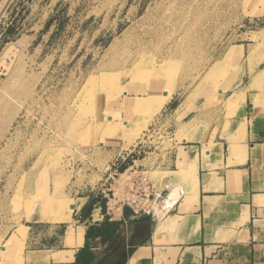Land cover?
I'll list each match as a JSON object with an SVG mask.
<instances>
[{
	"label": "rangeland",
	"instance_id": "rangeland-1",
	"mask_svg": "<svg viewBox=\"0 0 264 264\" xmlns=\"http://www.w3.org/2000/svg\"><path fill=\"white\" fill-rule=\"evenodd\" d=\"M250 31L264 40V0H12L0 19V231L64 223L45 219L57 204L119 194L131 160L181 142L178 105L203 115L232 101L233 45Z\"/></svg>",
	"mask_w": 264,
	"mask_h": 264
},
{
	"label": "crops",
	"instance_id": "crops-1",
	"mask_svg": "<svg viewBox=\"0 0 264 264\" xmlns=\"http://www.w3.org/2000/svg\"><path fill=\"white\" fill-rule=\"evenodd\" d=\"M257 33L233 45L242 56L239 80L224 92L233 102L203 115L196 102L178 105L181 142L132 164L150 184L144 212L123 207L112 216L106 201H95L82 218L80 204L72 220L84 226L81 244H65L66 223L0 231V264H94L120 232L147 218L150 234L126 264H264V40L254 41Z\"/></svg>",
	"mask_w": 264,
	"mask_h": 264
},
{
	"label": "built area",
	"instance_id": "built-area-1",
	"mask_svg": "<svg viewBox=\"0 0 264 264\" xmlns=\"http://www.w3.org/2000/svg\"><path fill=\"white\" fill-rule=\"evenodd\" d=\"M129 158V157H128ZM125 160L118 161L119 165ZM134 163L133 160L130 161ZM116 164H113L115 167ZM129 171V175L126 176V181L120 190L119 194H115L113 191L111 195L107 197L106 208L108 212L114 216L123 207L130 208L135 215H138L147 208L150 198L151 189L150 184L145 174L137 171L136 168L129 166L123 172Z\"/></svg>",
	"mask_w": 264,
	"mask_h": 264
},
{
	"label": "water",
	"instance_id": "water-1",
	"mask_svg": "<svg viewBox=\"0 0 264 264\" xmlns=\"http://www.w3.org/2000/svg\"><path fill=\"white\" fill-rule=\"evenodd\" d=\"M12 0H7L0 9V19L7 10ZM151 230V223L149 218L145 223L137 224L132 229H127L118 234V245L112 248L108 253L104 254L101 259L94 264H126L129 255L134 249L140 246L149 236ZM129 236L127 237V235ZM119 235L121 237H119ZM125 237V238H124Z\"/></svg>",
	"mask_w": 264,
	"mask_h": 264
},
{
	"label": "bare ground",
	"instance_id": "bare-ground-1",
	"mask_svg": "<svg viewBox=\"0 0 264 264\" xmlns=\"http://www.w3.org/2000/svg\"><path fill=\"white\" fill-rule=\"evenodd\" d=\"M7 0H4L3 2V5L5 4ZM2 5V7H3ZM140 39V38H139ZM142 39V38H141ZM135 41V40H134ZM139 41H142V40H139ZM138 41V42H139ZM146 41V40H145ZM144 42V40H143ZM147 42V41H146ZM145 42V43H146ZM132 43H135V42H132ZM141 44V43H140ZM134 45V44H133ZM139 45V44H138ZM142 45V44H141ZM135 46V45H134ZM140 46V45H139ZM138 47V46H137ZM236 50L232 49V51L230 52V56H233L234 54H236ZM129 59V58H128ZM100 74V73H99ZM102 75V74H100ZM99 75V76H100ZM98 76V75H97ZM98 76V77H99ZM103 76V75H102ZM100 79V78H99ZM88 81V84H91L93 82V79L92 77L90 79L87 80ZM96 82V81H95ZM158 108V107H157ZM142 125V124H141ZM140 125V126H141ZM27 195V194H26ZM30 196V195H29ZM19 199V198H18ZM32 200V199H31ZM27 201V200H26ZM52 202V201H51ZM26 203V202H25ZM50 204V203H49ZM26 205H28L26 203ZM30 205V204H29ZM53 205V204H52ZM60 204H57V209L55 211L54 214H50L51 216H46L45 219L46 220H50V219H54L56 221H60V222H64V223H70V215L72 213V211L76 208H80V205L75 207L74 204H67V205H64L62 207V205ZM53 207V206H52ZM49 208V207H48ZM48 213V212H47ZM58 213V214H57ZM27 218L31 219V220H40L41 217H38V219H33L31 218L30 216H28ZM94 218L95 219H98L99 218V214L96 212L94 214ZM83 234H84V226L83 225H79L77 227H75L74 225L72 224H69L67 225V229H66V232H65V241L67 243H73V242H76L77 244H81V241H82V237H83Z\"/></svg>",
	"mask_w": 264,
	"mask_h": 264
},
{
	"label": "trees",
	"instance_id": "trees-1",
	"mask_svg": "<svg viewBox=\"0 0 264 264\" xmlns=\"http://www.w3.org/2000/svg\"><path fill=\"white\" fill-rule=\"evenodd\" d=\"M123 169H124V167L120 168V170H122V171H123ZM93 202H95V201L90 199L89 202L82 208V210H81L82 218H84L88 215V213L92 207ZM101 202L104 203L105 201H101Z\"/></svg>",
	"mask_w": 264,
	"mask_h": 264
}]
</instances>
